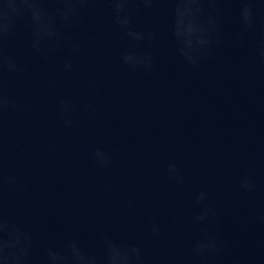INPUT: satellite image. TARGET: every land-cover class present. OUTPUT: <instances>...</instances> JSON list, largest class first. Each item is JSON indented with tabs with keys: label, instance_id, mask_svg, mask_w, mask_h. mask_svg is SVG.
Returning a JSON list of instances; mask_svg holds the SVG:
<instances>
[{
	"label": "water",
	"instance_id": "95a60500",
	"mask_svg": "<svg viewBox=\"0 0 264 264\" xmlns=\"http://www.w3.org/2000/svg\"><path fill=\"white\" fill-rule=\"evenodd\" d=\"M221 6L224 44L198 70L176 54L170 5L163 0L136 25L160 34L151 48L153 76L131 73L120 63L127 42L106 4L90 11L79 30L83 46L71 73L59 70L58 59L41 62L23 35L13 42L11 50L28 64L29 73L22 81L11 79L9 90L28 110L5 117V143L13 170L21 177L30 171L32 178L8 211L34 233L38 255L45 244L69 238L99 251L101 232L140 243L147 264L186 255L195 233L188 216L200 190L210 192L221 212L220 235L228 247L219 264L234 255H264V224L256 219L264 213V62L255 54L264 11L256 30L239 45L233 39L238 5ZM52 74L58 87L49 89L45 81ZM88 79L98 91L80 86ZM64 94L78 106L77 128L66 129L60 121L56 100ZM89 100L99 108L94 118L79 111ZM96 146L123 154L114 157V169L92 163L89 152ZM170 161L181 166L184 186L165 175ZM248 167L256 174L253 197L237 187V177ZM126 200L134 207L125 209ZM152 217L162 228L159 247L148 231ZM177 222L184 225L183 233L176 231Z\"/></svg>",
	"mask_w": 264,
	"mask_h": 264
},
{
	"label": "clouds",
	"instance_id": "9594fccd",
	"mask_svg": "<svg viewBox=\"0 0 264 264\" xmlns=\"http://www.w3.org/2000/svg\"><path fill=\"white\" fill-rule=\"evenodd\" d=\"M161 0H0V264H147L142 245L131 240L114 238L101 232L100 250L84 245L78 238L63 242L52 241L36 253V237L16 216L8 211L14 208L17 193L27 191L32 173L23 177L10 166L5 143V117L11 113H24L28 105L9 90V81H22L29 73L28 64L12 51L18 37L26 38L27 48L41 62L59 60V70L71 73L74 58L81 52L83 41L78 35L85 24L88 13L99 4H106L112 23L117 27L127 46L119 61L131 73L143 72L155 75L156 59L152 45L160 39L154 28H138V18ZM170 5L169 33L176 54L192 70H198L212 58L213 52L224 44L222 24L225 17L224 3L238 5L239 28L233 35L234 41L243 45L250 33L256 30L257 17L264 11V0H163ZM88 39L92 40L91 34ZM256 56L264 62V29H260L255 44ZM49 89L58 87L54 74L45 81ZM88 91H98L91 79L80 81ZM56 109L66 129L77 128L78 106L70 94L57 97ZM79 111L89 117H96L99 108L89 100ZM55 148V145H52ZM123 155L117 148L93 147L89 158L94 165L103 169H114L116 155ZM165 175L175 184L184 186L186 177L176 161L165 165ZM255 169L252 167L237 177L238 189L253 197L257 191ZM253 204L254 200L251 201ZM133 202L126 200L125 209L133 208ZM230 209H224L229 212ZM221 212L208 190L193 194V211L188 222L195 227L186 255L165 258L162 264H219L228 247L220 235ZM264 224V213L256 216ZM148 231L159 247L162 228L152 217ZM176 231L183 233V224L176 223ZM228 264H264V255L245 257L232 256Z\"/></svg>",
	"mask_w": 264,
	"mask_h": 264
}]
</instances>
